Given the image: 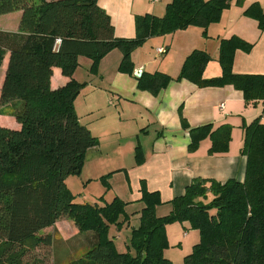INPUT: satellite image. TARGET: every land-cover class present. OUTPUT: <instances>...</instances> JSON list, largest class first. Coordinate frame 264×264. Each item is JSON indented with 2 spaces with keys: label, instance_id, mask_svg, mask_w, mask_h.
<instances>
[{
  "label": "trees",
  "instance_id": "trees-1",
  "mask_svg": "<svg viewBox=\"0 0 264 264\" xmlns=\"http://www.w3.org/2000/svg\"><path fill=\"white\" fill-rule=\"evenodd\" d=\"M229 3L171 0L163 16L137 14L134 37H116L98 0H0V14L22 12L16 31L0 30V64L9 53L0 104L20 101L12 113L19 127L0 125V264H23L22 258L39 241L51 243L49 235L38 233L62 216L74 220L86 243L80 256L66 264H173L163 253L168 247L165 226L173 222H186L199 232L183 264H264V123L259 117L244 128L242 181L194 178L183 194L169 200L171 210L163 216L155 213L162 203L159 191H149L141 182L144 206L123 252L116 250L108 228L117 222L125 203L117 196L104 205L77 203L65 183L68 175L80 172L86 152L98 145L75 110L74 99L85 86L72 75L79 56L90 58L89 71L96 73L99 60L118 48L122 53L118 70L132 74L131 53L146 39L190 25L205 33ZM243 12L264 28V11L258 3L252 2ZM251 46L236 35L221 39L220 76L203 77L210 55L194 49L174 78L142 71L137 86L156 94L171 79L184 78L199 87L230 84L243 92L245 102L264 101V74L231 69L235 50L248 51ZM54 66L68 78L55 88L50 85ZM189 132L191 149L206 136L211 139L210 152L228 148V125L216 129L201 125ZM137 162H141L138 153Z\"/></svg>",
  "mask_w": 264,
  "mask_h": 264
},
{
  "label": "crops",
  "instance_id": "crops-1",
  "mask_svg": "<svg viewBox=\"0 0 264 264\" xmlns=\"http://www.w3.org/2000/svg\"><path fill=\"white\" fill-rule=\"evenodd\" d=\"M252 2L258 3L264 11V0H231L219 21L210 23L205 33L201 30L203 28L190 25L172 33L149 37L131 53L134 65L132 74L118 70L122 54L117 49L110 50L99 60L96 73L89 71L91 59L79 56V65L83 62L89 66L87 76L83 79L78 77L79 65L72 75L77 81L85 82L79 95H87L84 100L87 109L84 113L78 111V105L81 108L83 105L78 102V95L74 99L75 110L81 122L86 119L83 115L90 117L82 123L98 139V145L89 150H93L92 153L99 160L105 159V164H115L110 171L125 170L131 174L132 184L136 186L135 200L140 201L141 182H144L147 190L159 191L162 203L155 208L158 216L170 212L169 200L183 194L185 186L194 178H212L219 183L230 178L244 179L246 156L241 152L244 128L258 117L264 123V101L247 103L243 92L230 84L199 87L184 78L171 79L154 94L138 88V75L134 72L139 69L149 73L158 71L174 78L184 57L199 49L210 55L203 68V77L220 76L219 42L236 35L252 46L248 51L235 50L231 67L233 72L264 74V28L259 29L257 20L243 12ZM98 5L109 15L116 37L135 36V16L142 13L133 8L134 0H98ZM21 14L20 10L0 14V29L16 31ZM160 47L164 48L163 52L157 51ZM8 56L7 52L0 64V86ZM82 57L85 59L81 60ZM61 74L59 67H52L51 87L68 81ZM207 124L212 129L221 125L230 127L226 151L210 152L211 139L208 136L202 138L194 149L189 148V129ZM0 125L9 126L6 123ZM10 127L16 128L19 124ZM137 153L141 162H137ZM113 155L120 158L121 163L120 160L109 163L108 159ZM141 205L140 211L144 206L143 203ZM161 206L167 207V211L161 210ZM140 211L133 227L139 223ZM181 224L186 229L184 224L187 223ZM165 227L166 232H173L168 225ZM193 230L188 239L196 242L199 232ZM186 232L184 235L187 236ZM163 253L170 257L169 253Z\"/></svg>",
  "mask_w": 264,
  "mask_h": 264
},
{
  "label": "rangeland",
  "instance_id": "rangeland-1",
  "mask_svg": "<svg viewBox=\"0 0 264 264\" xmlns=\"http://www.w3.org/2000/svg\"><path fill=\"white\" fill-rule=\"evenodd\" d=\"M167 2L168 0H134L133 8L136 9V11H140L142 14L154 13V15L163 16L166 11L165 5H167ZM137 3L140 6L136 7ZM158 11H160V13H158ZM146 44L148 43L146 42ZM114 49L119 50L118 48ZM117 50L116 52L120 51ZM84 59L83 57L81 58V60ZM88 67L89 66L83 62L79 65L77 75L80 79L87 76ZM83 94L84 93L81 95L78 94V102L83 103L82 108L78 105V111L81 113H84L87 109L84 104L87 95ZM19 102V100H13L9 103L0 104V123H6L9 126L17 123L12 113L16 107L19 106ZM83 118L88 120L90 117L83 115ZM86 119H83L82 122L86 121ZM92 151L93 150H89V152L86 153L80 172L77 175H68L65 178V183L69 192L75 196V201H77V203L89 202L91 204L96 202L95 204L104 205V203L111 201L114 196H117L125 203L123 211L118 215L117 222L111 223L108 228L109 236L113 239L112 242H114L116 250L118 252H123L127 249L126 241L129 239L131 230L133 229L132 227L136 225L138 221L137 214L143 202L137 201L134 198L136 186L132 184L131 174L127 173L125 170L110 171L116 165L105 164V159L99 160L94 156ZM114 157L115 155L111 156L108 162L114 163L120 160L121 163L120 158ZM104 175L106 176L104 177ZM160 209L167 211V207L165 206H161ZM128 221L130 222L129 224L127 223ZM187 225L188 224H184L186 228L184 229L180 222L168 224V227L173 232H171V234L167 232L168 247L165 253H169L171 258L166 256L172 260L173 264L181 263L183 256L189 253L192 250L193 243L197 242L188 239L189 235L194 230ZM78 230V225L75 224L73 219L67 216L59 217L53 225L40 230L38 233L39 237L49 235L51 243L46 244L39 241V244L31 249V251L27 252L22 258L23 264H31L32 261L38 264H66V262L73 257L80 256L86 243L85 237H83L85 233L79 232ZM184 231H187V236L184 235Z\"/></svg>",
  "mask_w": 264,
  "mask_h": 264
},
{
  "label": "built area",
  "instance_id": "built-area-1",
  "mask_svg": "<svg viewBox=\"0 0 264 264\" xmlns=\"http://www.w3.org/2000/svg\"><path fill=\"white\" fill-rule=\"evenodd\" d=\"M57 42H59V40H57ZM157 51H158V52H163V51H164V48H162V47L157 48Z\"/></svg>",
  "mask_w": 264,
  "mask_h": 264
},
{
  "label": "water",
  "instance_id": "water-1",
  "mask_svg": "<svg viewBox=\"0 0 264 264\" xmlns=\"http://www.w3.org/2000/svg\"><path fill=\"white\" fill-rule=\"evenodd\" d=\"M135 73V75L137 76H139L140 74H141V70L139 69V70H137L136 72H134Z\"/></svg>",
  "mask_w": 264,
  "mask_h": 264
}]
</instances>
